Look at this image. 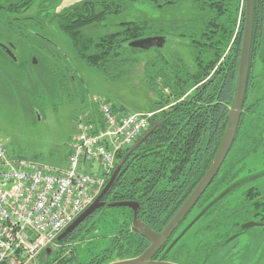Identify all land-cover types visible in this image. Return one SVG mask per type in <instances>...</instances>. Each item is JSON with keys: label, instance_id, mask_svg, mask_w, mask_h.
<instances>
[{"label": "trees", "instance_id": "1", "mask_svg": "<svg viewBox=\"0 0 264 264\" xmlns=\"http://www.w3.org/2000/svg\"><path fill=\"white\" fill-rule=\"evenodd\" d=\"M5 1L0 0V10L19 15L38 0H20L8 6H5ZM180 1L94 0L69 8L59 17L49 20L50 23L56 21L67 35L80 61L109 79L122 76L131 64L137 63L138 56L145 55V76L158 98L151 122L160 124L137 148H133L134 144L117 155L116 168L120 167V170L102 199L105 207L87 218L62 242L56 241L64 249L68 242L82 241L85 234L96 233L97 228H108L110 225V235L102 237L103 243L108 244L83 261H79L74 250L68 260H59L60 264H111L141 256L150 242L134 231L133 221L138 219L152 231L161 233L204 178L220 148L236 93L245 21L244 9L240 16L242 0H187L193 5L195 17L190 21H180L179 26L175 22L167 25L158 19L118 23L112 20L129 12L132 6L148 3L154 11L160 12L178 5ZM10 20L5 21L9 22L10 28L16 29L22 42L32 41L18 27L21 22L30 20ZM31 23L34 27L43 28L41 22ZM109 27L111 32L101 33L102 29ZM31 32L33 39L69 61L58 47ZM153 36L167 37L169 41L163 49L149 52L129 47L133 41ZM170 45L187 49L192 63L186 62L176 52H168ZM38 47L48 52L46 48ZM256 57L264 62V0H254L250 63ZM251 71L245 97L246 112L241 116L232 148L243 132L250 111ZM259 128L256 137L253 135L255 132H251V136L245 134V137L243 133L241 137L257 146ZM235 178L233 172L221 168L194 207L199 211L198 216L204 212L202 219L206 222L195 235V250H185L182 254L186 257L184 260L178 257L177 252L172 255L173 250L167 252L177 239V230L153 260L173 264H207L218 248L227 245L229 239L242 232V225L248 222L264 225V196L257 190L245 193L244 203L239 209L232 210L227 203H223L235 190ZM228 189L231 192L216 201ZM261 197L263 200L258 201ZM123 202L137 203L138 209L111 207ZM98 241L101 245V240Z\"/></svg>", "mask_w": 264, "mask_h": 264}, {"label": "rangeland", "instance_id": "2", "mask_svg": "<svg viewBox=\"0 0 264 264\" xmlns=\"http://www.w3.org/2000/svg\"><path fill=\"white\" fill-rule=\"evenodd\" d=\"M84 1L94 0H38L31 4L28 11L19 15L7 14L0 10V20H4L0 22V44L8 46L9 42L13 43L18 59V63H15L0 49V141L12 159H24L66 170L69 167L71 144L78 137L77 119L94 109V98L107 101L120 113L146 114L155 110L158 98L145 76V55L138 56L137 63L131 64L122 76L109 79L97 69L80 61L69 38L56 21H53V24L49 22L52 16ZM16 2L20 0H6L4 4L8 6ZM243 9L245 15V0H242L240 6V16ZM194 17L193 5L187 0H182L178 5L160 12L154 11L148 3L132 6L129 12L112 20L118 23L124 20L158 19L167 25L169 22H175L179 26L180 21H190ZM13 18H39V21L44 23L40 33L55 44L70 61L65 62L43 43L33 39L29 29L34 27L31 20L26 21L27 23L19 22L18 27L22 28L26 38L32 40L30 42L36 43L22 42V39L17 37L19 34L16 29L10 28L9 22L5 21ZM111 31L112 28L109 27L102 29L101 33ZM38 45L46 48L48 52L40 49ZM168 50L178 53L186 62L192 63L187 49L170 45ZM70 62L72 64H69ZM250 64V111L246 116L243 132L222 167L223 171H231L236 175L234 180L237 187L223 201L232 210L243 205L245 193L251 189L264 196V62L256 57ZM67 65L78 71L80 81L76 74H72L76 81H79L78 84L75 82L74 85L65 77L63 69ZM258 126L259 145L254 146L252 141H246L244 137L245 134L251 136L253 132L256 137ZM82 172L100 175L101 165L98 160H91ZM262 200L263 197L258 199ZM198 214V209L191 212L178 229L177 238ZM115 218L119 219V216ZM205 225L206 222L202 219L188 230L174 249L172 248V255L177 252L178 257L181 256L180 259L184 260L186 257L182 254L185 250L193 252L197 242L195 235ZM109 227L110 225L108 228L100 227L96 233L85 234L82 241H70L64 249L55 243L42 250L30 264H60L59 260H68L74 250L77 251L79 261H83L108 244L103 243L102 237L110 235ZM81 236L82 234L78 237ZM96 239L101 240V245ZM207 264H264V227L248 229L227 245L218 248Z\"/></svg>", "mask_w": 264, "mask_h": 264}, {"label": "built area", "instance_id": "3", "mask_svg": "<svg viewBox=\"0 0 264 264\" xmlns=\"http://www.w3.org/2000/svg\"><path fill=\"white\" fill-rule=\"evenodd\" d=\"M77 119L69 167L12 159L0 141V264H30L100 196L117 155L149 129L153 114L116 112L103 99ZM98 160L102 173L82 172Z\"/></svg>", "mask_w": 264, "mask_h": 264}, {"label": "water", "instance_id": "4", "mask_svg": "<svg viewBox=\"0 0 264 264\" xmlns=\"http://www.w3.org/2000/svg\"><path fill=\"white\" fill-rule=\"evenodd\" d=\"M253 8H254V0H245V23H244V32L241 44V53H240V61L238 68V79L236 86V93L234 98L233 107L230 110L229 115V125L226 128V132L224 134L222 143L220 148L208 169L206 175L198 184V186L194 189L192 194L186 200V202L182 205L173 219L169 222V224L165 227V229L161 233H156L152 231L146 224L142 221L135 219L133 221V229L140 236L146 238L150 242L149 248L138 258L126 261L115 262L111 264H173L165 261H155L153 260L154 256L167 244L173 234L178 230L180 225L186 220L190 212L196 206L197 202L200 200L201 196L205 193L208 187L211 185L213 180L219 174L232 146L235 141V137L237 134V130L239 127L240 119L243 113V107L245 103L246 90L248 85V76H249V68H250V57H251V48H252V36H253ZM169 39L163 36H153L147 37L140 40L133 41L129 44V47L132 49H138L143 52H149L152 49H163L168 43ZM0 48L7 54L15 63H17V59L14 54L10 51V49L2 44H0ZM159 123L152 122L151 128L149 131L141 137L137 143L133 146V148H137L141 145L159 126ZM120 167L116 168L109 182L105 186L104 190L100 194V196L95 200V202L71 225L69 226L65 232L58 238V242H62L68 235H70L76 228L79 227L87 218L93 215L97 210L104 208L105 203L102 201L103 197L110 190L111 186L114 184L115 179L119 173ZM234 186V188H236ZM233 188V189H234ZM231 189H228L226 192L221 194L219 198L216 200L223 199ZM111 207H121V208H129L131 210L136 211L138 209L137 203L132 202H123L116 203L111 205ZM204 212H202L187 228L186 230L172 243V245L168 248L167 252H170L174 246L184 237L188 230H190L202 217ZM262 227L263 224H259L256 222H249L244 224L241 229L248 230L253 227ZM237 236L232 237L227 241V243L236 239Z\"/></svg>", "mask_w": 264, "mask_h": 264}, {"label": "flooded vegetation", "instance_id": "5", "mask_svg": "<svg viewBox=\"0 0 264 264\" xmlns=\"http://www.w3.org/2000/svg\"><path fill=\"white\" fill-rule=\"evenodd\" d=\"M84 2H86V1H84ZM84 2H81V3H79V4H82V3H84ZM76 6V5H75ZM72 7H74V6H71V7H69V8H72ZM62 14V13H61ZM61 14H56V15H54V16H60ZM54 16H52V18L54 17ZM29 20H31V21H36L37 23H40L39 22V18H32V19H29ZM41 24V26H43V28H44V23H40ZM51 24H53V23H51ZM58 25V24H57ZM59 26V25H58ZM60 28V27H59ZM32 32V34L34 35V36H36V37H43V38H45L41 33H40V31H41V28H40V26H36V27H34L33 29H30ZM47 40V39H46ZM47 41H49V40H47ZM50 42V41H49ZM51 43V42H50ZM9 45L7 46V45H4V44H2V45H4V46H6V47H8L9 49H10V51L14 54V56H15V52H16V47L14 46V44L13 43H8ZM51 45H53V46H56L55 44H52L51 43ZM1 49V48H0ZM59 49V48H58ZM61 51V50H60ZM4 52V51H3ZM62 52V51H61ZM7 55V54H6ZM8 56V55H7ZM66 56V55H65ZM16 57V56H15ZM67 58V57H66ZM16 59H17V57H16ZM70 61V60H69ZM69 61H65V62H69ZM17 63H18V59H17ZM34 63H36V62H34ZM261 63V62H260ZM69 64H72L71 62L69 63ZM262 64V63H261ZM263 66H264V64H263ZM250 70H251V64H250V68H249V72H250ZM63 72H64V75H65V77L66 78H68L69 79V81L70 82H72V83H74V85H75V82L78 84L79 83V81L81 80L80 78H79V73H78V71L74 68V69H71L68 65L63 69ZM72 72V73H71ZM72 74H76L77 75V79L79 80V81H76L77 79H75L76 77L74 76V75H72ZM246 111H245V103H244V107H243V113L242 114H244ZM198 203V202H197ZM197 205V204H196ZM196 208V207H195ZM194 209V208H193ZM200 220H202V218L200 219ZM199 220V221H200ZM198 221V222H199ZM246 230H242V232H240L239 234H236L235 236H237L236 238H238L239 236H241L244 232H245Z\"/></svg>", "mask_w": 264, "mask_h": 264}, {"label": "bare ground", "instance_id": "6", "mask_svg": "<svg viewBox=\"0 0 264 264\" xmlns=\"http://www.w3.org/2000/svg\"><path fill=\"white\" fill-rule=\"evenodd\" d=\"M166 215H168V214H166ZM85 224V223H84Z\"/></svg>", "mask_w": 264, "mask_h": 264}]
</instances>
